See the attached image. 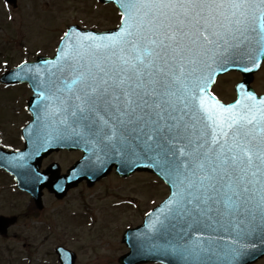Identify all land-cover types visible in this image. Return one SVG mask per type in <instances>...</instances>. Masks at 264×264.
<instances>
[{
  "label": "water",
  "instance_id": "obj_1",
  "mask_svg": "<svg viewBox=\"0 0 264 264\" xmlns=\"http://www.w3.org/2000/svg\"><path fill=\"white\" fill-rule=\"evenodd\" d=\"M112 33V37L104 35L109 37L103 38L101 53L96 60L92 59L88 63L81 61L77 67L71 63L69 68H94L99 64L104 69H109L123 62L120 70L135 72V64L141 71L140 62L135 59L139 53L133 47V42L140 48L145 46V42L139 39L137 32L128 42H124L125 35L122 39H116L114 37L117 33ZM191 55V51L184 50L178 58L173 59L169 55L167 63L162 59H155L152 64L158 81L154 85L156 91L148 101L152 103L157 97V102L161 104H149L151 116L159 122L161 146L154 141L157 133L153 132L158 131L155 123L146 130L139 129L140 142L134 139L132 141V138L130 140L126 131L124 139L117 134L112 138L106 137V148H87L84 173L65 180L64 190L82 178L89 180L92 176L90 181L98 179L113 163L120 171H126L134 162L135 166L132 168L154 171L169 185V197L152 211L146 218L145 225L125 234L124 239L130 247V253L120 259L122 264L143 261L166 264H250L264 255V207L260 204L258 191V181H264V168L259 172L256 167L249 168L248 155L235 147L237 143L250 142L247 146L252 152L253 164L260 163L256 159L255 150L257 145L264 143V132L261 131L264 129V121L259 120L256 110L264 107L261 105L264 96L230 106H222L215 101L201 106L198 101L185 103L183 99L172 103L177 90L190 91L191 76L185 73L175 79V74L178 73L176 69H190L191 64L193 66ZM125 60L129 63L125 64ZM49 63L42 59L34 64H24L17 69L24 73L18 72L16 76L19 80H29L24 76L25 69L30 65L56 68L48 65ZM3 78L14 80L11 73ZM184 88L187 89L183 90ZM34 90L33 101H37L39 94H42L48 101L64 106L69 99L61 91H51L48 98L40 88L34 87ZM118 90L120 88H115L114 91ZM118 93L124 95L123 91ZM106 99L112 101L113 95ZM254 113L257 120L249 124L246 118ZM147 134L151 136L149 141L144 139ZM136 143H142V146L138 147ZM186 145L192 154L189 160L187 157L181 159L177 153ZM234 155L237 157L235 162L232 160ZM120 171V174L124 173ZM253 172H257L255 177ZM202 177L208 178L202 180ZM190 182L191 187L188 186ZM245 188L248 189L247 192L244 191ZM5 223L7 222L2 221L0 229L4 228ZM236 251L242 255L234 258Z\"/></svg>",
  "mask_w": 264,
  "mask_h": 264
},
{
  "label": "rangeland",
  "instance_id": "obj_2",
  "mask_svg": "<svg viewBox=\"0 0 264 264\" xmlns=\"http://www.w3.org/2000/svg\"><path fill=\"white\" fill-rule=\"evenodd\" d=\"M54 1L59 3L53 9L54 19H48L52 16L47 17L51 8L45 9V0L39 1L38 12H35L33 6H26L28 0H20L17 10H8L13 16L11 20L7 19L0 4V63L4 61L9 65L18 64L26 54L28 58H34L33 53H26V44V48L32 52L37 50L50 54L46 45L51 47L60 40L64 28L61 22L64 19L89 20L93 14L89 0ZM106 10L103 9L102 15H105ZM109 24L101 20L98 26L104 28ZM2 67L0 64V68ZM235 77L233 74L224 76V86L220 83L214 89L218 96L231 98V84ZM255 83L259 90L264 89V69L256 75ZM25 92L26 88L21 85L0 88V124L3 123L7 130L2 144H9V137L16 131V126L12 124V129L8 131L10 123L25 118L23 103L28 97V92L24 97ZM11 110H15V113ZM72 154L64 155L65 157L53 154L50 158H59L61 165L66 168L67 163L77 156H71ZM122 179L126 178L112 175L91 187L79 184L65 198L55 203L47 196L44 198L45 209L34 217L27 215L25 211L28 199L26 195L11 194L8 190L0 189V214L15 215L18 218L16 224L9 228L7 237H0V250H8L13 257L12 262L8 263L3 258L0 264H43L39 261L42 257L54 261L52 248L57 244L76 252V264H117L116 259L125 250L121 243L123 228L139 223L143 212L166 193V186L147 173L134 174L126 181H120ZM122 201H130L131 204L117 205V202ZM51 264H55V261ZM256 264H264V258Z\"/></svg>",
  "mask_w": 264,
  "mask_h": 264
},
{
  "label": "snow or ice",
  "instance_id": "obj_3",
  "mask_svg": "<svg viewBox=\"0 0 264 264\" xmlns=\"http://www.w3.org/2000/svg\"><path fill=\"white\" fill-rule=\"evenodd\" d=\"M122 7L125 9V14L128 18L126 24L131 21L128 27H135L139 39L145 42V46L140 48L134 41L133 47L139 53L135 59L141 64H144L145 57L150 58L145 65L146 67L151 66L155 59H162L167 63L169 55L175 59L177 55H180L185 50V40H191L193 44H198L199 54L207 56L209 59H214L217 55H223L227 51V48L224 47L225 45L232 47L227 40L228 36H232L235 39L237 33L243 36L248 31L255 32L256 28L253 25L256 21H259V43L264 48V0H125L122 3ZM128 35H133V33L128 32ZM65 36L67 37L68 33H65ZM89 38L91 39V37ZM222 40L224 42L223 45L221 44ZM97 47L100 46L98 45ZM187 50L191 51L190 48ZM181 58H183L182 55ZM124 63L128 64L129 61L125 60ZM97 67L100 72L108 76L103 67L99 64ZM133 69L139 77L141 72L135 67V64H133ZM248 70L245 69V71ZM127 79L130 80L131 77H127ZM142 83L143 81L141 80L136 87H140ZM101 84L104 85L103 89L99 87L92 88V93H99L98 95L89 96L88 99L81 100V104L78 106L80 111H84L85 106L93 108L103 96L107 95L109 87L115 89L123 86L125 78H121L118 81L113 80L111 85L109 84V79H102ZM240 88L243 89L244 85L241 84ZM124 97L125 110L121 111L117 107L120 116H128L135 112L131 93L125 91ZM77 99L80 98L77 97ZM113 99L118 100L119 97L113 96ZM248 99L254 100L255 98L249 93ZM105 102L107 103V101ZM261 105H264V101H261ZM201 106H203V101ZM256 112L259 113V120L264 121V107L257 109ZM246 119L251 124L254 120H257V116L254 113ZM123 122L121 120V123ZM105 123L107 122L105 121ZM261 131L264 132V129H261ZM149 139H151V136ZM247 143H237L235 147L240 148L244 154L248 155V167H256L257 172H259L264 168V143L256 146L255 156L260 162L256 165L253 164L252 152ZM229 150L231 151V149ZM181 151L183 152V149ZM236 159L237 157L234 155L232 160L235 162ZM200 167L202 168L203 165H200ZM242 171H246V169H242ZM257 172H253L252 175L255 177ZM206 178L208 177H202L201 179ZM258 182L260 183L258 190L260 204L264 207V181ZM188 186H192L191 182ZM244 191L247 192L248 189L245 188ZM240 255L242 253L236 251L234 258Z\"/></svg>",
  "mask_w": 264,
  "mask_h": 264
},
{
  "label": "flooded vegetation",
  "instance_id": "obj_4",
  "mask_svg": "<svg viewBox=\"0 0 264 264\" xmlns=\"http://www.w3.org/2000/svg\"><path fill=\"white\" fill-rule=\"evenodd\" d=\"M22 1V0H21ZM97 5H101L100 3L96 2L95 0H93ZM29 3H26L27 7H31L33 6V0H28ZM19 4H20V0H17V4L15 5V10H17L19 8ZM54 2L51 1V6L50 8L53 7ZM27 8V9H29ZM34 9V8H33ZM107 20H110V17H108V15L105 16ZM101 20V14H97V13H93L92 15H90L89 20L85 19L84 22L88 23V24H95L96 22ZM76 23V22H75Z\"/></svg>",
  "mask_w": 264,
  "mask_h": 264
}]
</instances>
